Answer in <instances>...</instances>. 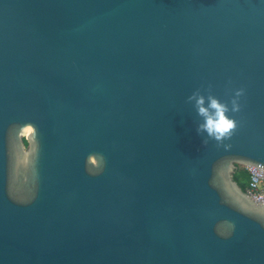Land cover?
I'll list each match as a JSON object with an SVG mask.
<instances>
[{
    "label": "water",
    "instance_id": "water-1",
    "mask_svg": "<svg viewBox=\"0 0 264 264\" xmlns=\"http://www.w3.org/2000/svg\"><path fill=\"white\" fill-rule=\"evenodd\" d=\"M238 166L264 171V0H0V264H264Z\"/></svg>",
    "mask_w": 264,
    "mask_h": 264
},
{
    "label": "clouds",
    "instance_id": "clouds-1",
    "mask_svg": "<svg viewBox=\"0 0 264 264\" xmlns=\"http://www.w3.org/2000/svg\"><path fill=\"white\" fill-rule=\"evenodd\" d=\"M242 91V89H238L236 97H239ZM187 99L188 101H194L197 114L203 118V122L197 125L198 132H206L209 137L218 142H222L232 135L237 122L227 114L230 109L226 102H222L211 93L205 97L199 90L194 91ZM239 107L237 99L233 98L231 111H238ZM204 143H207V141H204Z\"/></svg>",
    "mask_w": 264,
    "mask_h": 264
},
{
    "label": "built area",
    "instance_id": "built-area-1",
    "mask_svg": "<svg viewBox=\"0 0 264 264\" xmlns=\"http://www.w3.org/2000/svg\"><path fill=\"white\" fill-rule=\"evenodd\" d=\"M246 169L250 175L245 189L247 195L254 199L264 200V171L252 166H247Z\"/></svg>",
    "mask_w": 264,
    "mask_h": 264
},
{
    "label": "trees",
    "instance_id": "trees-1",
    "mask_svg": "<svg viewBox=\"0 0 264 264\" xmlns=\"http://www.w3.org/2000/svg\"><path fill=\"white\" fill-rule=\"evenodd\" d=\"M234 178L240 184V186L245 190L250 179L248 170L244 167L238 166L235 171Z\"/></svg>",
    "mask_w": 264,
    "mask_h": 264
}]
</instances>
